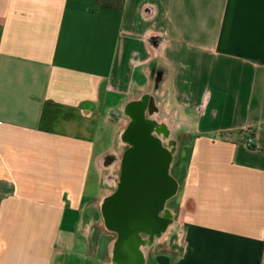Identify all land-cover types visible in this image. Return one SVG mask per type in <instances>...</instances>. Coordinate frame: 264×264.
Returning <instances> with one entry per match:
<instances>
[{"label":"crops","instance_id":"0c3cea01","mask_svg":"<svg viewBox=\"0 0 264 264\" xmlns=\"http://www.w3.org/2000/svg\"><path fill=\"white\" fill-rule=\"evenodd\" d=\"M160 72L186 131L147 264H264V0H0V264H108L109 114Z\"/></svg>","mask_w":264,"mask_h":264},{"label":"flooded vegetation","instance_id":"af4514ba","mask_svg":"<svg viewBox=\"0 0 264 264\" xmlns=\"http://www.w3.org/2000/svg\"><path fill=\"white\" fill-rule=\"evenodd\" d=\"M161 72L156 76L154 83L150 89L143 90L129 97L140 101L142 93L149 91L145 101L146 106L141 111L121 114L118 109L114 108L110 114V120L116 125L111 149L108 159L103 160L101 167L103 177L111 175L112 187L103 189L102 198L110 195L118 194L122 188V184L126 179L131 183L144 185L142 189L133 187L131 192L142 191V194H154L155 207L161 211L156 213L158 220L164 222V208H169L170 201L163 198V190L167 183L177 189V181L175 179V168L178 162L180 142L182 132L180 129V121L176 119L177 114L173 107L167 101L166 94L160 93ZM147 93V92H146ZM156 97L157 105L155 106ZM127 99V100H128ZM167 101V102H166ZM166 116L167 118H163ZM152 184H155L154 186ZM105 193V194H104ZM102 204L99 209L102 217ZM149 207V203H145L144 207ZM103 223V219H102ZM104 224V223H103ZM94 233V229H93ZM113 234L104 231V237L110 239ZM108 241V240H107ZM106 241V242H107Z\"/></svg>","mask_w":264,"mask_h":264},{"label":"water","instance_id":"95a60500","mask_svg":"<svg viewBox=\"0 0 264 264\" xmlns=\"http://www.w3.org/2000/svg\"><path fill=\"white\" fill-rule=\"evenodd\" d=\"M147 92V93H146ZM142 94L140 101L130 98L126 100L121 109H118L121 114H128L131 111H141L146 106L145 101L142 102L148 95L149 91ZM167 96V95H166ZM155 106L157 105V98ZM167 101L168 98H167ZM166 101V102H167ZM114 111L111 110L110 114ZM176 111V110H175ZM109 114V116H110ZM177 114V112H176ZM178 116V114H177ZM163 118H167L163 116ZM180 121V129L182 134L185 133V125L181 122L179 116L176 117ZM111 152L105 153L100 158V167L105 159L111 156ZM111 175L101 177L102 190L112 187ZM139 183V182H138ZM131 183L128 179L122 184L118 194L110 195L109 197L100 198L102 207V228L103 230L113 234L106 243V255L108 264H147L151 251L157 250L167 235L174 236L178 232V220L176 210L173 208H164V222L158 220L156 213L160 207H155L154 194L148 196L142 194V191L132 193L134 187L138 190L144 185ZM153 186L155 184H152ZM177 189L171 183H167L162 194L166 201L171 200L176 195ZM145 203L150 206L144 207Z\"/></svg>","mask_w":264,"mask_h":264},{"label":"built area","instance_id":"2783aa9c","mask_svg":"<svg viewBox=\"0 0 264 264\" xmlns=\"http://www.w3.org/2000/svg\"><path fill=\"white\" fill-rule=\"evenodd\" d=\"M252 142H253V138L252 137H249V138L246 139V144L248 146H250L252 144Z\"/></svg>","mask_w":264,"mask_h":264},{"label":"trees","instance_id":"16d2710c","mask_svg":"<svg viewBox=\"0 0 264 264\" xmlns=\"http://www.w3.org/2000/svg\"><path fill=\"white\" fill-rule=\"evenodd\" d=\"M251 133V137L253 138L254 137V131H250ZM251 148H253L252 144L250 145Z\"/></svg>","mask_w":264,"mask_h":264},{"label":"rangeland","instance_id":"374dc122","mask_svg":"<svg viewBox=\"0 0 264 264\" xmlns=\"http://www.w3.org/2000/svg\"><path fill=\"white\" fill-rule=\"evenodd\" d=\"M122 103V102H121ZM120 103V104H121ZM115 128H116V125L114 126ZM109 149H111V147L109 148ZM101 168V167H100ZM103 169L101 168V173L103 174V171H102ZM105 194V193H104Z\"/></svg>","mask_w":264,"mask_h":264}]
</instances>
